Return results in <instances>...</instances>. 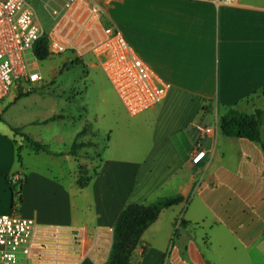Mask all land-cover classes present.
I'll list each match as a JSON object with an SVG mask.
<instances>
[{"label": "crops", "instance_id": "1", "mask_svg": "<svg viewBox=\"0 0 264 264\" xmlns=\"http://www.w3.org/2000/svg\"><path fill=\"white\" fill-rule=\"evenodd\" d=\"M96 2L104 23L171 89L137 116L109 106L96 115L93 131L107 134L103 158L70 154L89 131L63 152L43 140L47 152H35L0 133V215L34 222L25 264H104L125 206L176 195L183 202L144 232L133 264H264L262 149L219 131L230 109L259 110L264 142V0ZM196 148L205 156L193 165ZM80 167L90 176L85 187Z\"/></svg>", "mask_w": 264, "mask_h": 264}, {"label": "built area", "instance_id": "2", "mask_svg": "<svg viewBox=\"0 0 264 264\" xmlns=\"http://www.w3.org/2000/svg\"><path fill=\"white\" fill-rule=\"evenodd\" d=\"M235 0H218L231 4ZM51 21L46 29L35 5ZM104 10L96 0H0V103L12 93H28L44 85V78L31 67L34 47L47 40L51 54L69 53L72 63L93 55L115 94L131 117L157 107L171 85L162 81L130 47L122 33L104 23ZM202 131V130H201ZM216 129L204 130L213 136ZM205 156L196 148L191 164ZM20 177H12L18 183ZM34 222L16 214L0 215V264H25Z\"/></svg>", "mask_w": 264, "mask_h": 264}, {"label": "rangeland", "instance_id": "3", "mask_svg": "<svg viewBox=\"0 0 264 264\" xmlns=\"http://www.w3.org/2000/svg\"><path fill=\"white\" fill-rule=\"evenodd\" d=\"M35 8L40 21L48 29L51 21L47 14L42 10L41 5L37 4ZM51 55L43 62L28 57L31 67L37 64L35 70L44 78V85L24 95L12 92L0 103V133L14 137L18 145L22 143L30 147L15 133L18 131L19 134L28 136L32 140L37 139V142L43 140L51 151L63 152L75 135L79 133L78 137H82L89 131L87 137L83 139L85 149L77 153H80V157L86 161L95 155L103 158V145L107 134L104 131H100L99 134L93 131L97 129L95 117L108 106L114 110H126L93 55H87L83 60L72 64L73 57L69 53ZM20 95L22 97H19ZM54 116L63 117V120L45 123ZM101 121L106 122L107 119H101L99 122ZM91 140L98 146L93 147ZM75 143L80 144L77 141ZM25 145H23L22 157L27 160ZM110 250L107 252L106 261Z\"/></svg>", "mask_w": 264, "mask_h": 264}, {"label": "trees", "instance_id": "4", "mask_svg": "<svg viewBox=\"0 0 264 264\" xmlns=\"http://www.w3.org/2000/svg\"><path fill=\"white\" fill-rule=\"evenodd\" d=\"M34 56L37 62H43L52 56L48 51L47 40L45 38H42L36 43L34 47ZM64 67L65 65L63 68ZM259 94L264 97V89L261 90ZM19 97H22V95ZM262 117L263 113L259 110L251 114H246L235 109H230L219 119V131L225 138L243 139L260 145L264 155V142L261 139L260 133ZM59 120H63V117L54 116L45 123L49 124ZM15 133L22 137L33 151L47 152V146L33 141L28 136L19 134L18 131H15ZM85 147L86 145L82 143H73L70 154L76 157L77 151ZM18 161L21 162L19 150ZM79 178L80 187H85L90 176H87V172L80 167ZM182 202L183 197L176 195L160 199L156 203L149 205L131 204L125 206L113 226L111 250L104 264H133V254L140 245L141 237L144 232L157 220L159 214L163 210L178 206ZM81 264L94 263L86 259Z\"/></svg>", "mask_w": 264, "mask_h": 264}]
</instances>
